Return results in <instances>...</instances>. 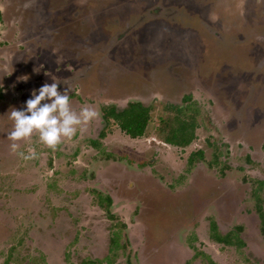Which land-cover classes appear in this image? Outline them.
Returning a JSON list of instances; mask_svg holds the SVG:
<instances>
[{
	"label": "rangeland",
	"instance_id": "rangeland-1",
	"mask_svg": "<svg viewBox=\"0 0 264 264\" xmlns=\"http://www.w3.org/2000/svg\"><path fill=\"white\" fill-rule=\"evenodd\" d=\"M53 80L59 91L71 89L77 113L89 106L101 116L112 101L123 109L128 98L142 100L152 119L146 133L131 138L111 119L93 147L88 134L97 117L54 152L37 134L20 142L19 152L38 154L24 161L10 152L9 114ZM169 105L184 106L185 117L196 111L186 146L161 142V123L175 115ZM197 151L202 157L188 162ZM108 157L120 163L101 162ZM121 163H149L151 172L140 176L153 186L123 189L103 172L99 179L118 190L116 204L103 211L86 172L93 178L94 170L119 171ZM261 180L264 0H0V264H139L120 221L140 205L142 215L148 207L149 215L154 208L160 216L191 211L185 215L194 216L197 234L192 226L179 240L194 255L190 264H264L262 254L247 255L264 248ZM168 186L178 190L160 188ZM214 219L233 246L207 237L203 228ZM107 229L109 251L99 241ZM237 232L251 244L238 245Z\"/></svg>",
	"mask_w": 264,
	"mask_h": 264
},
{
	"label": "flooded vegetation",
	"instance_id": "flooded-vegetation-1",
	"mask_svg": "<svg viewBox=\"0 0 264 264\" xmlns=\"http://www.w3.org/2000/svg\"><path fill=\"white\" fill-rule=\"evenodd\" d=\"M58 90H59V88H58ZM186 95L187 94H185L184 96H186ZM183 97H182V99H183ZM127 101H128V104L139 102V103H142L144 106H146L143 103V101L140 99L132 100V99L128 98ZM187 101H190V100H186V101H184V103ZM182 102H183V100H182ZM111 103H112V106L116 108V110L117 109L121 110L118 107L119 103H117L116 101H112ZM109 107H111V106H107V107L102 106L101 107V111L103 114L101 116H98V118L96 119L97 121L95 120L94 127L92 128L91 131H89L88 136L90 137L89 142L91 143V145L94 142L99 143L97 138H100V137L102 138V133L104 132L105 122H106L105 110L108 109ZM146 107H148V106H146ZM77 134L81 135L82 133L77 132ZM92 134H93V136H92ZM35 136H33V138ZM131 138H140V137H131ZM161 142L166 143L163 140H161ZM93 147H95V146L93 145ZM45 153L46 152H42V151L40 152V154L42 156H46L47 154H45ZM11 160H12V158H11ZM105 161H108L112 165H118L120 163V161L118 159L112 158V157L105 158L101 162H105ZM188 162H190V160H188ZM44 163H45V165H47L46 160H44ZM121 164L123 165V168L121 167L119 169V171H116L115 169L113 171L112 170L109 171L108 168H105V170L104 169L103 170L98 169L97 171L94 170L93 171L94 172L93 178L90 177L91 172H86L88 177L86 179H84L85 180L84 182H86V183L88 182L90 184V186L95 189V192L97 193V198H98V202L96 204V207L104 208L103 211H107L106 209H108L112 205L116 204L115 202L117 201V199L115 197V191H118V190L114 189L110 184H107V183L105 184V179L104 180L99 179L103 172H104V175L107 177L115 176L116 184L119 186L122 185L123 189H125V187L128 186L129 188L135 187V188H139V190L142 192L143 191L147 192L149 187L153 186V184L151 182L146 181L145 179H143L140 176L141 173L145 176V175H147L148 172H151V169H148L150 167L149 163H146L147 167L144 164L143 169H140V168L135 169V167L128 168L126 166V163H121ZM127 170H130L131 173H133V174L129 173ZM137 172H140V173L137 175ZM130 175H135L134 176L135 178L133 179L135 181V184H133V182H134L133 180H132V182H130L131 181ZM92 180H93V182L90 183ZM261 181H264V180H261ZM113 185H115V184H113ZM189 187H190V185H189ZM160 188L164 191H169L171 193H174V191L178 190L175 187L171 188L170 186L160 187ZM120 189H121V187H120ZM171 189H173V190L171 191ZM259 206H260V209L263 211H264V208L260 204L257 206V213H258V217L260 220L259 221V223H260L259 229H260V232H262V234L264 235V225L262 224V218L260 217ZM142 209H143V207L140 205V207L138 208L136 213H133L131 216H129L128 219H121V221H120L121 226L126 231L125 237L128 240V244L131 246V248H133V252L136 255L137 260L139 261V264H155V263H157V264H172L174 261L173 259H175V258H178V260H179L178 263L190 264V263H188V261L192 260L194 255L187 254V252L184 251L185 246H183L182 243H180L181 241L179 242V240L181 239L182 235H184L186 233L185 231L191 230L192 226H193V230H195V232L197 234L194 216L185 215V214H191V211H189L187 209V207L184 206L183 212H182L183 216L176 215V214L169 215V213L167 211H163V215L160 216V215H158V211H157L156 215L154 214L155 210L157 208H154V211H151L150 215L148 213L151 210V207H148L149 210L148 211L146 210V213L144 215H142L143 214ZM192 219H193V221H192ZM105 220L112 221L109 218H105ZM207 223H208V227H205L203 229H205L207 237H209L210 240H212L215 243L222 244V245H232V246L234 245V243L232 242V240L230 239L228 234L225 233L222 235V233L219 230L218 221L216 219L210 220ZM212 223H214L215 229H213ZM236 228L238 230L241 229L240 226H236ZM96 230L99 231L100 229H96ZM136 230H137V234H136ZM103 232H102V234H104ZM214 232L219 234L223 240H220V241L216 240L212 236ZM189 233H191V231ZM111 236H112L111 235V229H107L106 233L104 234V237L99 238V241L106 245L107 251H109V249H110V241H111L110 238H111ZM138 236H141V238L138 239L139 238ZM108 239H110V240H109V243L107 245ZM236 239H237L238 245H243V246L244 245L249 246L252 242V239L242 237L241 234H239V232H237V234H236ZM229 240H230V242H228ZM235 247H236V245H235ZM98 249H99V247L98 246L95 247L94 245H91V247H89V251H91V252H95ZM188 249H190V247H188ZM207 254H209V257L211 258V260H213L215 262H219L218 260H215L213 258V255L211 253L208 252ZM261 254L264 256V248L263 247H259V248L258 247H250L248 249L247 255L248 256L251 255V256L255 257V256H259ZM263 262H264V260H263ZM192 263H193V261H192Z\"/></svg>",
	"mask_w": 264,
	"mask_h": 264
},
{
	"label": "clouds",
	"instance_id": "clouds-1",
	"mask_svg": "<svg viewBox=\"0 0 264 264\" xmlns=\"http://www.w3.org/2000/svg\"><path fill=\"white\" fill-rule=\"evenodd\" d=\"M58 88L59 83L55 80L50 84H43L32 91L24 110L13 108L9 114V119L14 122L13 130L8 133V139L12 141L10 152L24 161L37 159L38 154L34 149H30L27 155L19 152L20 142L30 140L37 134L38 143L54 152L65 139H72L78 128L83 130L84 126L99 115L89 106L82 107L77 113L70 107L71 89L68 87L61 92Z\"/></svg>",
	"mask_w": 264,
	"mask_h": 264
},
{
	"label": "trees",
	"instance_id": "trees-1",
	"mask_svg": "<svg viewBox=\"0 0 264 264\" xmlns=\"http://www.w3.org/2000/svg\"><path fill=\"white\" fill-rule=\"evenodd\" d=\"M61 83H59V87ZM190 94H187L183 97V102L190 100ZM170 110L175 112L173 118H165L161 123L159 129L161 131H166L164 134V141L173 145L180 147L188 145L195 137V130L198 127L196 121V111L193 114L188 115L187 117L183 116V112L186 111L182 105H169ZM105 120L110 122L112 119L114 124L119 127L121 131L131 137H141L147 131V125L150 123L151 114L150 108L144 106L142 103H129L124 109L116 110L115 107L111 106L105 110ZM174 120L176 123H171V120ZM105 132V131H104ZM102 133V136L104 135ZM92 145L96 146L98 143L94 142ZM194 156L202 157V151H197L190 157V161L193 160ZM260 209V206H259ZM261 210V209H260ZM260 217L262 218V224L264 225V211L261 210ZM213 229H215L214 223H212ZM216 240H223L219 234L216 232L212 235ZM230 242V240L228 241Z\"/></svg>",
	"mask_w": 264,
	"mask_h": 264
}]
</instances>
